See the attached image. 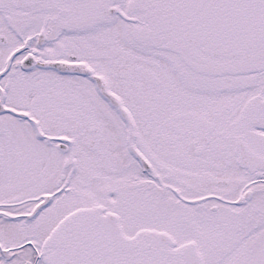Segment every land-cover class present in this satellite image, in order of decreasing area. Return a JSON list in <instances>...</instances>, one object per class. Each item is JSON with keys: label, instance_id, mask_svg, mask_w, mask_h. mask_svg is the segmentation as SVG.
<instances>
[{"label": "snow or ice", "instance_id": "obj_1", "mask_svg": "<svg viewBox=\"0 0 264 264\" xmlns=\"http://www.w3.org/2000/svg\"><path fill=\"white\" fill-rule=\"evenodd\" d=\"M0 264H264V0H0Z\"/></svg>", "mask_w": 264, "mask_h": 264}]
</instances>
